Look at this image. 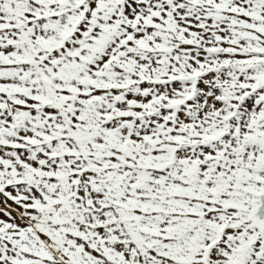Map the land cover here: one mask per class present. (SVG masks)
Here are the masks:
<instances>
[{
  "label": "snow or ice",
  "instance_id": "1",
  "mask_svg": "<svg viewBox=\"0 0 264 264\" xmlns=\"http://www.w3.org/2000/svg\"><path fill=\"white\" fill-rule=\"evenodd\" d=\"M0 264H264V0H0Z\"/></svg>",
  "mask_w": 264,
  "mask_h": 264
}]
</instances>
